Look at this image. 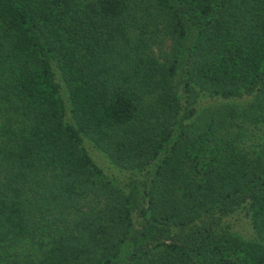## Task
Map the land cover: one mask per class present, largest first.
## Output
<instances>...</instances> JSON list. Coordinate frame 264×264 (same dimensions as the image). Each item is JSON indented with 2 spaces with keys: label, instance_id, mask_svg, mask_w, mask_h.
<instances>
[{
  "label": "trees",
  "instance_id": "trees-1",
  "mask_svg": "<svg viewBox=\"0 0 264 264\" xmlns=\"http://www.w3.org/2000/svg\"><path fill=\"white\" fill-rule=\"evenodd\" d=\"M0 264H264V0H0Z\"/></svg>",
  "mask_w": 264,
  "mask_h": 264
},
{
  "label": "rangeland",
  "instance_id": "rangeland-1",
  "mask_svg": "<svg viewBox=\"0 0 264 264\" xmlns=\"http://www.w3.org/2000/svg\"><path fill=\"white\" fill-rule=\"evenodd\" d=\"M234 221H235V228L238 229L239 232L243 233L246 236L252 237L253 232L249 228L247 224V220L242 215H240L239 218H236Z\"/></svg>",
  "mask_w": 264,
  "mask_h": 264
}]
</instances>
